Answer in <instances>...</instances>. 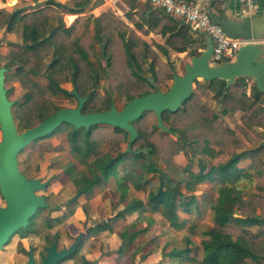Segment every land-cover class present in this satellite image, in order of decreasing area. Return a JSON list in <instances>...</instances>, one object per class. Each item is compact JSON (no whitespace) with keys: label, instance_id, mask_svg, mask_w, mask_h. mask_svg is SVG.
<instances>
[{"label":"trees","instance_id":"trees-1","mask_svg":"<svg viewBox=\"0 0 264 264\" xmlns=\"http://www.w3.org/2000/svg\"><path fill=\"white\" fill-rule=\"evenodd\" d=\"M123 2L128 9L126 13L143 35L159 31L160 36L165 38L166 45L177 53L189 51L191 59L201 56L200 50H206V43L198 44L188 24L186 26L170 16L162 15L150 2ZM102 4L103 0H71V3L48 0L44 8L31 12L24 8L0 12V26L6 28L7 32L11 33L19 23L23 24L24 47L1 58V61L5 60L2 61L5 64L0 67L6 69L5 84L13 76L26 90L22 100L13 102V108L17 107L13 111L14 119L23 132L38 126L60 110L52 102L53 97L59 95L87 99L82 109L84 115L108 112L115 106L114 90L106 91L103 97L96 92L99 73L92 58L98 61L99 68L102 67L101 62L106 61L103 73L106 77L112 75L119 81L115 85V91L122 97L124 107L136 98L162 92L161 84L167 85L168 80L174 81L177 74L172 68L163 64L155 53L149 52L148 43L134 31H129V36L118 31L119 25L115 17L109 19L111 15L102 14L93 19L96 39L101 44L99 52L89 40V19L78 18L72 26L66 27L64 16L73 21L74 16L68 15L81 14L90 6L94 9ZM80 25L84 26L81 35L77 32ZM84 39L87 41H83ZM163 51L168 54L166 49L163 48ZM140 53L145 61L152 59L147 67L141 62ZM49 56L51 61L43 64L42 60ZM136 69L148 71L151 77H143L141 74L136 76L133 72ZM30 70L45 75L48 85H40L30 74ZM246 81L239 79L228 87L227 81L223 79L206 81L207 89H203L198 80H195V84L198 90L207 91V96L210 91L214 93V97L223 105V116L240 109L248 113L249 128L254 124L264 129V109L260 106L264 101V94L256 84L252 85L248 94ZM64 82L72 85L71 92L62 86ZM74 91L77 96L73 94ZM239 95L241 102L243 99L242 106L237 104ZM7 96L9 97L8 92ZM162 118L168 132L158 128L157 117L152 111L144 112L132 123L138 136L130 152L127 147L125 151H120V145L126 143L128 146L129 142V133L125 130L103 125L76 129L66 123L58 128L60 132H66L71 152L79 164L85 166V170L78 173L74 167L67 170L77 188L70 203L89 194L95 187L106 185L112 179L116 182L120 201L124 203L122 210L111 222L106 220L102 226L90 228L89 231L94 229L111 232L112 222L125 220L127 216L139 213V217L119 233L122 242L129 246L156 223L152 217L143 216L145 211L159 214L170 228L181 231L186 221L181 220L179 214L183 212L193 215L194 211L200 210L195 193L199 185L209 182L216 187L211 204L213 226L204 233L205 237L198 247L193 248L191 236L194 232H190L189 236L184 237L185 247H173L169 252L164 251L163 258L179 264H248V261L264 264V229L256 234L251 231L252 228L264 227V215L255 213L256 205L244 198L247 185L253 183L254 176L261 178L264 173L256 170L260 162L259 156L264 155V141L254 150L233 153L229 159L221 161V158L224 159V151H216L213 146H221L224 140L218 142L212 140L211 136L220 135L222 125L218 124L207 137L201 136L212 124L217 123L218 115L212 114L203 106L195 91L177 112L166 111ZM55 132L44 138L53 137ZM107 142L111 144L109 152L100 153L99 150ZM180 153L190 161L187 166L182 167L172 161ZM154 155L166 161L168 170L156 165L152 159ZM246 160H252V163L242 167L241 164ZM193 162H196L197 171H194ZM149 174L157 175L159 185L152 186L147 200L128 199L131 185L135 190L143 191L151 184L147 179ZM183 188L187 194L182 191ZM38 217L36 213L29 220L28 227L16 234L25 239L30 234L37 233ZM64 219V216L49 217L43 224L45 229L52 230L62 225ZM142 222L146 224L137 229ZM234 228L238 229V234H235ZM83 244L82 241L72 257L79 253ZM168 246L169 244L165 245L164 250ZM123 249L122 247L119 251L120 254ZM84 264L92 263L85 261Z\"/></svg>","mask_w":264,"mask_h":264},{"label":"rangeland","instance_id":"rangeland-1","mask_svg":"<svg viewBox=\"0 0 264 264\" xmlns=\"http://www.w3.org/2000/svg\"><path fill=\"white\" fill-rule=\"evenodd\" d=\"M48 0H0V12L3 10L13 12L18 9H27L28 11H34L45 7V3ZM62 3H71V0H58ZM123 2V0H121ZM116 3V4H115ZM124 7L121 12L119 10ZM127 6H123L120 0H103V4L97 8L92 9L88 7L84 13L76 15L74 21L69 20L64 16V22L66 27L72 26L78 18H85L90 20L89 25V40L94 45L97 52L100 51L101 44L96 39V30L93 19L100 17L102 14L111 15L109 19L118 21V31L124 32L126 35H130L129 31H134L135 34L141 37L148 43L151 53H155L163 64L170 66L175 74L183 76L185 74V66L191 62V55L186 53H177L171 47L165 44V38L163 37H150L149 35H143L140 30L134 25L129 15ZM162 15H167L165 12L160 10ZM168 16V15H167ZM171 17V16H170ZM173 18V17H172ZM138 20L137 18H135ZM175 19V18H173ZM184 25L186 23L183 20L175 19ZM114 21V20H112ZM23 24L15 28L11 33L7 32L6 28L0 26V67L4 66L5 60L1 61V58L8 57L12 52H17L22 44ZM187 26V25H186ZM189 27V26H188ZM191 28V27H190ZM84 26L80 25L77 28L78 34H82ZM192 36L197 40L200 36H196L198 32L190 30ZM155 35H160L159 31L151 32ZM83 41H87L84 39ZM104 43V42H102ZM163 48L167 50L168 54H165ZM141 62L147 67L152 59L145 61L143 54ZM95 66L98 69L99 79L96 92L100 97L106 94V91L114 90L115 106L118 111L124 108L122 97L118 92L115 91V85L117 82L116 77L110 75L105 76L103 68H105L106 61L103 60L102 67H98V61L92 58ZM51 61V56L42 60L43 64H48ZM236 61V60H235ZM30 74L40 83L42 86L48 85V80L45 75H40L34 70L29 71ZM136 76L140 74L143 77L150 78L151 74L148 71H133ZM11 75L13 72L10 73ZM242 80V79H241ZM203 89H207V82L205 80H198ZM248 94L254 83L248 82ZM173 84V81L168 80L167 85L161 84L160 89L162 92H166ZM62 86L69 92L73 90L70 83H63ZM5 89L8 92L9 100L16 102L22 100L26 94V90L23 89L20 82L15 77H11L8 83L5 85ZM10 90V93H9ZM194 91L197 97L212 114L218 115L217 123L212 124L211 128L204 133L202 137L214 132V128L218 127V124L222 125L220 130L221 134L211 136L212 140L222 142V145H214L213 148L216 151L223 150V158L221 161H225L230 158L231 154H240L258 148L264 141L263 134L264 129L259 126L252 125L248 127L250 123L248 113L242 110L232 111L230 115L223 116L222 110L223 105L219 99L214 97L212 91L207 96L206 92L198 90L197 84H194ZM89 93V91L87 92ZM241 94V91H239ZM240 95L237 96L238 105H244L239 99ZM53 104L58 109H75L79 105V101L75 97H68L65 95H59L53 97ZM92 106V105H90ZM261 108L264 109V101L261 103ZM17 107L14 106L13 111ZM18 132L23 133L21 127H18L17 121H15ZM153 124L151 120L150 125ZM104 126V125H103ZM107 128H112L106 126ZM55 135L51 138L38 139L29 145L17 158L18 169L27 179H41L43 182L48 181L47 188L38 192L37 194L46 198L49 205L47 209L38 210V219L36 230L37 233L30 234L27 238L22 239L19 234H15L8 244L0 250V264H27L29 260V252L33 251L36 264H42V258L47 255V248L55 243L59 250L69 248L79 235H82V241L84 242L79 253L74 257H69L66 262L59 264H84L85 261L91 262L92 264H179L172 262L167 258H163L164 251H170L173 247L183 248L185 247L184 237L189 236L190 232H194L191 236L193 242V248L198 247L201 240L205 237L204 233L213 226V214L211 211V204L215 198V189L209 182L203 183L197 187L195 195L200 204V210L194 211L193 215H188L181 212L179 218L186 221L181 231H176L170 228L167 224L162 221L159 214H151L149 211H145L146 217H152L155 220V224L149 229L148 232L140 234L134 242L127 246L119 237L127 226L134 222L138 217L139 213L127 216L125 220H118L111 223L112 231H99L91 230L90 228H96L98 225L102 226L103 222L109 219L111 222L112 218L122 210L124 203L120 201V194L116 191V182L114 179L109 181L102 187H95L89 194L84 195L77 199L75 202L70 203L76 195L77 188L75 187L71 176L67 173L69 167H74L78 173L85 170V166L79 164L74 154L71 152L69 142L67 140L66 132H60V129L55 130ZM227 132L231 133L228 134ZM2 141V132L0 128V142ZM110 142L103 145L99 152H109ZM127 144L122 143L120 145V151L126 150ZM153 161L156 165L166 170L168 165L166 161H163L158 156H153ZM260 162L257 164L256 170H262L264 172V155H260ZM172 161L179 166H187L190 161L184 154H177L172 158ZM252 163V160L244 161L241 166L247 167ZM194 171H197L196 162H193ZM123 168V167H122ZM120 168V170H122ZM168 170V169H167ZM140 172V171H138ZM150 185L143 191H137L134 186L131 185L129 197L138 198L143 201L147 200L149 190L152 186H158L159 180L157 175H147ZM183 192L187 194L185 189ZM244 198L250 204L256 205V212L258 215H264V173L261 178L254 176L252 184L247 185V189ZM6 203L0 195V206H5ZM56 207L57 210H51L50 208ZM64 216V222L62 225L57 226L52 230H47L44 227V221L51 217L56 218ZM142 216V215H141ZM146 222H142L138 225L137 229H141ZM99 226V227H100ZM235 229V228H234ZM263 228H252L253 233H258ZM235 234H238V229H235ZM169 244L166 250L164 246ZM123 249L122 254L119 253L121 248ZM195 250V249H194ZM248 264L253 262L248 261Z\"/></svg>","mask_w":264,"mask_h":264},{"label":"water","instance_id":"water-1","mask_svg":"<svg viewBox=\"0 0 264 264\" xmlns=\"http://www.w3.org/2000/svg\"><path fill=\"white\" fill-rule=\"evenodd\" d=\"M212 18L228 36L237 38L231 26H226L213 16ZM238 36L244 39L250 38L249 35ZM207 38V49L201 56L193 58L191 64L185 66L183 76H175L172 86L166 93L158 91L136 98L121 111L113 106L108 112L88 115L82 114L87 99L77 97L79 101L77 108L60 109L38 126L23 133L18 132L12 110L13 102L9 100L5 89L6 69L0 68V128L2 132L0 193L6 203L4 207H0V250L19 230L28 227L29 220L36 215L38 210L49 208L46 198L37 194L46 189L49 182H43L41 179H27L18 169L17 158L34 141L49 136L62 124H70L76 129H89L93 125H104L125 130L129 133L127 151L130 152L138 136L132 123L137 121L144 112L152 111L157 117L158 128L163 132H168L162 114L166 111L177 112L182 107L193 94L195 80L223 79L227 81L228 87L241 77H249L256 80L257 88L264 94V62L257 61L255 54L251 51V46H243L233 63L210 66L213 44L210 38ZM73 94L77 96L76 91ZM50 209L57 210L56 207ZM82 238V235H79L72 246L61 250L57 249V243H53L47 249V255L42 258V264H59L67 260L76 253L82 243ZM27 264H36L32 250L29 252Z\"/></svg>","mask_w":264,"mask_h":264},{"label":"crops","instance_id":"crops-1","mask_svg":"<svg viewBox=\"0 0 264 264\" xmlns=\"http://www.w3.org/2000/svg\"><path fill=\"white\" fill-rule=\"evenodd\" d=\"M189 1L194 5L208 10L214 18H217L219 21L223 22L226 26H231L232 30L237 36V38L235 37L234 39H239L242 42L241 48L243 46H251V51L255 54L257 61L264 62V0H256V9L254 11H249L241 0H228L226 3H221L218 0ZM120 2L123 6H125L124 2L121 0ZM119 11L121 12L122 10ZM68 16H74V20L76 18V15ZM194 32L197 33V31ZM238 35H249L250 38H239ZM196 36H200V39L198 38V44L205 42L207 45L208 38L205 34L198 32ZM150 37L161 38L160 35H155L153 33H150ZM204 51L205 50H200L202 53ZM192 60L189 64L192 63ZM240 79H246L248 82L256 84V80L253 78L241 77Z\"/></svg>","mask_w":264,"mask_h":264},{"label":"built area","instance_id":"built-area-1","mask_svg":"<svg viewBox=\"0 0 264 264\" xmlns=\"http://www.w3.org/2000/svg\"><path fill=\"white\" fill-rule=\"evenodd\" d=\"M150 2L155 8L162 10L168 16L183 20L193 31L201 32L210 38L213 44V54L210 66H220L233 63L238 56L242 42L231 38L223 28L214 22L210 12L189 0H142ZM226 3L228 0H218ZM249 11L256 9V0H241Z\"/></svg>","mask_w":264,"mask_h":264},{"label":"flooded vegetation","instance_id":"flooded-vegetation-1","mask_svg":"<svg viewBox=\"0 0 264 264\" xmlns=\"http://www.w3.org/2000/svg\"><path fill=\"white\" fill-rule=\"evenodd\" d=\"M55 211V210H54ZM77 239V238H76ZM74 244V243H73ZM72 246V245H71ZM48 249V248H47ZM57 249H58V247H57ZM59 250V249H58ZM63 262H65V261H63Z\"/></svg>","mask_w":264,"mask_h":264}]
</instances>
